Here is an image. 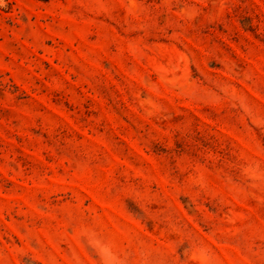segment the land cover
I'll return each mask as SVG.
<instances>
[{"label":"rangeland","instance_id":"1","mask_svg":"<svg viewBox=\"0 0 264 264\" xmlns=\"http://www.w3.org/2000/svg\"><path fill=\"white\" fill-rule=\"evenodd\" d=\"M0 264H264V0H0Z\"/></svg>","mask_w":264,"mask_h":264}]
</instances>
